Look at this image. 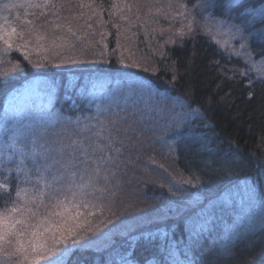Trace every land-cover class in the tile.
<instances>
[{
    "label": "trees",
    "instance_id": "1",
    "mask_svg": "<svg viewBox=\"0 0 264 264\" xmlns=\"http://www.w3.org/2000/svg\"><path fill=\"white\" fill-rule=\"evenodd\" d=\"M11 2L19 0H0V5ZM58 2L66 3L60 12L66 18L62 22L88 32L93 43L82 47L77 42L74 50H61L43 67H34L21 52L0 57V150L14 131L30 141L33 133L47 128L43 139L51 140L53 125L60 130L57 119L79 118L94 125L98 109L99 120L118 113L122 125L131 128L127 133L131 140H124L126 151L113 178L118 186L109 205L116 214L111 217L113 223L102 226L86 247L74 246L67 264H119L133 242L130 258L137 264H170V249L180 261L188 252L192 264H264V82L257 79V69L247 56L235 55L234 49L245 51L240 49L239 36L232 38L227 28H215L212 17L223 18L221 9L204 10L198 7L202 0H171L173 5L187 3L198 24L207 21L211 29L201 32L197 25L195 40L186 38L181 44L175 33L183 18L172 19L166 7L169 0ZM81 2L92 7L80 8ZM261 7L264 0H242L232 20L239 24L247 12ZM17 12L25 18L22 9L0 10L12 21ZM86 21L92 29L85 26ZM252 32L247 51L261 64L264 21L257 22ZM169 37L176 43H166ZM194 48L195 67L185 71ZM36 58L33 53L32 59ZM61 59L84 62L60 64ZM132 60L141 66H130ZM173 60L176 81L167 70ZM16 61L19 67L13 71ZM236 70L249 75L237 71L231 80L221 75L226 71L231 77ZM139 82L148 86L151 95L141 93ZM182 117L187 127L180 136L165 131L166 125ZM169 144L175 152L169 151ZM181 173L185 177L194 173L200 183L176 185ZM169 184L183 188L185 194L173 195ZM201 210L211 227L193 244L190 226L196 227ZM96 215L100 217L99 211ZM108 216L105 210L100 219ZM148 232L154 237L151 244L141 239V233Z\"/></svg>",
    "mask_w": 264,
    "mask_h": 264
},
{
    "label": "snow or ice",
    "instance_id": "2",
    "mask_svg": "<svg viewBox=\"0 0 264 264\" xmlns=\"http://www.w3.org/2000/svg\"><path fill=\"white\" fill-rule=\"evenodd\" d=\"M241 4L242 0H202L198 7L204 10L216 7L221 9L223 18L212 17L215 28H227V34L232 38L239 36L240 49L245 51L241 53L234 49L235 55L247 56L251 66L257 69V79L264 82V63L257 64L247 51V41L253 34L255 24L264 21V7L247 12L241 23L237 24L232 20V13L240 8ZM77 6L92 7L91 4L85 5L82 2ZM124 6L129 7L127 4ZM65 7L66 3L58 0H19L0 5V10H25V18L21 19L20 13L17 12L15 21L10 20L8 15L0 14V57L13 51L21 52L24 59L34 67H43L45 63H52L53 57L60 56L61 50H74L77 42L82 47L91 46L93 41L88 32L74 30L70 22H62L66 18L61 17L60 12ZM111 7L117 8V5L112 4ZM166 7L173 20L177 15L183 18L181 27L175 33L181 44L186 38L195 40L197 25L201 32L211 31L207 21L198 24L187 3L178 2L173 5L169 0ZM174 7L178 11L173 12ZM29 14L31 19L27 18ZM85 26L92 29V24L87 21ZM116 28L119 29L118 24ZM117 37L119 48V32ZM166 43L174 44L176 40L169 37ZM33 53L37 54L35 60L32 59ZM48 53L52 55L49 56ZM195 61L194 48L185 71L193 69ZM2 62L0 59V63ZM83 62L77 59L60 60V64ZM120 62L124 63V60L121 58ZM214 63L219 65V61ZM130 66L140 67L141 64L132 60ZM18 67L19 61H16L12 70L15 71ZM167 70L172 72V80L176 81L178 70L175 60ZM237 71L241 76H248L251 68L249 71L236 70L231 77L226 75V71L221 72V75L225 80H231ZM251 85L252 80L249 78V86ZM137 87L141 93L147 92L151 95L150 89L143 82H139ZM251 94L250 92L249 96ZM208 103H212L211 98ZM99 115L98 109L97 122L94 125L82 123L79 118L73 121L69 117L63 122L57 119L56 124L60 126V130L57 131L53 125L51 140L43 139L48 134V129L44 128L38 135L33 133L30 141L19 131H14L10 142L4 143L3 149L0 150V264H67L74 246L86 247L93 242V237L102 226L113 223L111 217L116 214L111 212L109 205L117 195L115 189L118 187L113 183V178L119 170L120 157L126 151L124 140H131L127 135L131 128L122 125V118L118 113H112L105 120H99ZM87 119L91 121L93 118ZM186 127L187 123L182 117L166 125L165 131L180 136ZM7 131L5 129V135ZM168 148L170 152L176 151L172 144H169ZM149 159L156 163L153 158ZM159 166L164 168L163 164ZM173 179L176 180L175 177ZM193 180L196 184H193ZM199 183V177L194 173L188 177L181 173L180 178L176 180V185L197 186ZM176 185L169 184L168 191L173 195L185 194L184 189ZM163 186L162 184L161 187ZM105 210L109 212V216L100 219ZM97 211L100 217L96 215ZM199 215L201 219L196 227L190 226L193 244L211 227V221L204 215L203 210ZM261 222L264 223V218ZM141 239L151 244L154 237L151 232L141 233ZM225 250L227 251V248ZM134 251L133 242L130 243L127 254L121 256L119 264H137L130 258ZM169 257L170 264H192L188 252H185L184 261L177 259L172 249L169 250Z\"/></svg>",
    "mask_w": 264,
    "mask_h": 264
}]
</instances>
